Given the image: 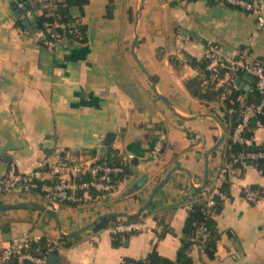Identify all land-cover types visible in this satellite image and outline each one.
Listing matches in <instances>:
<instances>
[{
  "label": "crops",
  "instance_id": "crops-1",
  "mask_svg": "<svg viewBox=\"0 0 264 264\" xmlns=\"http://www.w3.org/2000/svg\"><path fill=\"white\" fill-rule=\"evenodd\" d=\"M172 2L88 0L78 17L85 41L53 43L36 0H0V205L45 204L26 190L5 194L2 180L11 166L27 173L54 151L87 159L111 150L134 163L116 192L84 196L76 205L61 203L55 209L61 229L54 217L34 207L0 211V248L26 232L57 242L62 233L80 230L101 215L126 219L123 214L145 208L137 215L145 228L123 245H113L112 226L97 231L92 226L68 236L71 245H61L57 258L49 262L48 257L46 264H121L154 248L176 258L192 203L211 188L225 163V141L209 150L227 136L224 102L200 100L186 87L199 73L190 60L203 58L212 43L220 44L224 58H233L255 33L249 57L264 63V28L236 8L219 5L222 11L216 13L205 0ZM24 15L37 19L26 26ZM241 78L251 86L250 77ZM109 132L113 141L102 154ZM157 138L163 149L154 159L151 146ZM47 140L54 141L52 149L45 147ZM253 140L264 144V126L255 128ZM252 186L264 190L262 172L254 165L238 169L231 197L216 216L214 256L193 245L194 264H264V196L256 202L245 198L244 189Z\"/></svg>",
  "mask_w": 264,
  "mask_h": 264
},
{
  "label": "built area",
  "instance_id": "built-area-1",
  "mask_svg": "<svg viewBox=\"0 0 264 264\" xmlns=\"http://www.w3.org/2000/svg\"><path fill=\"white\" fill-rule=\"evenodd\" d=\"M36 1L44 10H48L50 15L54 16L53 22H47L48 38L51 42H61L64 39H71L75 42L85 41L86 32L81 29L82 24L79 18H75L73 21L63 20L59 12L63 0ZM216 1L218 5L236 8L254 15L257 28H264V0ZM59 28H63V32L59 31ZM254 35L255 33L249 38L248 45L233 58H224L218 43L210 44L205 54V57L210 60L208 66L210 70L217 72L219 68L226 69L222 77L214 74L212 78L217 82V87L223 86L227 93L241 89L237 84V70H242L255 77L256 88L262 95L260 103L248 104L245 95L238 97L241 106V119L234 130L233 139L241 142L245 140L243 133L249 127L250 120L264 112V63L259 58L249 57L250 43ZM257 124L261 126L260 121ZM162 149V140H158L152 151L154 159L160 157ZM258 156L264 157V152L241 153L234 161L225 163L219 169L211 186L210 195L207 197L208 207L215 204V196L225 201L229 199L222 187L238 170V168H234V162L239 159H255ZM123 173L124 167L122 165L112 164L102 156L70 159L62 152L54 151L48 157L40 160L27 173H21L14 166H11L2 180V188L5 194L17 193L22 190H35L37 194L43 197L46 206L56 209L62 201L78 203L84 196H91L90 192H95L99 196L116 192ZM243 192L244 197L251 202H256L262 197L260 190L251 187L245 188ZM144 228L145 226L141 222L120 223L113 228V231H140ZM205 231L206 229L203 228V240L206 239ZM40 238L31 232L12 238L6 246L0 248V264H7L14 256L17 257V264H46L48 257L53 254L57 242L54 241V244L49 246L44 256H36L29 251V248L33 242Z\"/></svg>",
  "mask_w": 264,
  "mask_h": 264
},
{
  "label": "trees",
  "instance_id": "trees-1",
  "mask_svg": "<svg viewBox=\"0 0 264 264\" xmlns=\"http://www.w3.org/2000/svg\"><path fill=\"white\" fill-rule=\"evenodd\" d=\"M172 4H177L182 0H172ZM194 1V0H186ZM211 6H217L218 2L216 0H205ZM88 0H63L60 7V13L64 21H73L75 18L71 13V8L77 6L82 12L84 5ZM111 12V6L109 8ZM40 21L53 22L54 16L50 15L48 10H44L43 14L40 16ZM81 29L86 31L84 25H81ZM59 31L63 32V28H59ZM244 48V47H243ZM242 48V49H243ZM241 49V50H242ZM191 64L196 67L199 71L198 75L186 81V87L190 93L203 101L210 102L215 100H222L225 104V116L223 118V123L226 126L227 136L224 143V157L225 163L234 161L241 153H261L264 152V144H258L253 140L254 130L257 126L258 121L261 122V126H264V112L259 114L257 117H253L250 120V125L243 133L244 141H237L233 139V133L240 122L241 119V106L238 100L240 95H245V100L248 104H258L261 101L262 95L256 88L255 77L243 72L242 70H237L238 77L248 76L251 79V89L249 91H244L243 89L234 90L232 93H227L226 89L221 86L217 87V82L213 80V75L217 74L218 77H222L225 73V68H219L217 72L210 70L208 68L210 60L205 56L201 59L191 58ZM158 138L154 140L151 150L154 148ZM103 158L108 160L112 164L122 165L124 167V173L120 177V181L127 175L132 173L134 168L133 161L124 162L120 156L109 150ZM224 163V164H225ZM254 165L257 167L264 175V157L258 156L255 159L246 158L244 160H237L234 162V168L244 170L245 166ZM231 179L224 183L222 189L227 194L228 198L231 197L230 194ZM252 189H257L261 191V196H264V190L259 186H252ZM31 193H37L35 190H26ZM200 198L194 201L191 205V209L188 217L186 218L185 225L183 228V234L181 237V245L177 251L176 258L170 259L166 256L161 255L155 248L149 252L146 256L135 259L126 257L121 262V264H194L192 257L190 256V250L193 245L200 246L210 257L214 256L215 253V243L219 237V231L216 222V216L222 211L225 200L220 197L215 196V204L211 207L207 205V197L210 195L211 188L208 186L203 189ZM91 195L96 196L95 192H90ZM244 195V192H243ZM81 200L80 202H82ZM78 203H71L68 201H62L63 204L76 205ZM140 216L134 218H118V217H107L100 220L93 226V230H101L112 226L113 228L120 223H131L137 222ZM205 228L206 239L203 240L202 229ZM138 232L137 230L117 232L112 233V243L115 247L123 245L132 234ZM164 234V233H163ZM162 234V235H163ZM69 237L66 235L60 236L57 240V244L53 253L57 252L61 245L68 247L71 245ZM54 241L50 240L47 236L43 235L38 241L31 244L29 251L36 256H44L50 245H53ZM1 252V250H0ZM7 264H17V257L14 256L10 259ZM33 264V263H29Z\"/></svg>",
  "mask_w": 264,
  "mask_h": 264
},
{
  "label": "water",
  "instance_id": "water-1",
  "mask_svg": "<svg viewBox=\"0 0 264 264\" xmlns=\"http://www.w3.org/2000/svg\"><path fill=\"white\" fill-rule=\"evenodd\" d=\"M18 10H20V9H18ZM220 11H222V7L219 6V5L215 6V12L218 13ZM71 13H72V15H73L74 18H78L80 16V9L77 6H73L71 8ZM22 19H23L24 25L30 26V25H32L34 23V21L37 19V17L34 15L33 18H29L26 15H24V16H22ZM136 43H137V38L134 40L133 48H135ZM135 58H136L137 62L140 64L142 70L148 76L149 80L152 83L153 88L156 90L157 88H156V83H155L154 78L149 73V71L145 67L144 63L138 58V56H137L136 53H135ZM237 84L244 91H249L251 89V86L249 84H246L244 82V80H242L241 77H238L237 78ZM161 97L164 100H166V98L164 96L161 95ZM113 136H114V134L112 132H109L107 134V136H106V138L104 140V143H103V145L100 148V152L102 154H105L107 148L111 145V143L113 141ZM225 139H226V133L223 134L221 136V138L210 148L209 154L212 153V152H214L218 148V146H220L225 141ZM53 145H54V141L53 140H47L46 143H45V147L46 148H51L52 149L53 148ZM207 164H208V160H207ZM171 173H172V171L169 172V174L167 175V177H166L165 180H163L162 182H160L159 186H161L170 177V174ZM208 178H209V170H208V167H207L206 168V171H205L203 186H205L207 184ZM28 206L37 208L39 210H42V211L46 212L47 214L51 215L52 217H54L57 220V222H58L59 228L61 229V223L59 221V218H58V215H57L55 209L49 208L45 204H42V203H39V202H36V201H26V202H17V203L2 204V205H0V211L14 209V208H18V207H28ZM144 209L145 208L140 209V211L138 213H136V214H123V215L126 216L127 218H133V217L137 216L139 213H141ZM118 215L119 214H117V213H110V214L101 215L98 218H96L91 224L85 226L84 228H82L80 230L73 231V232H70V233H65V234L62 233V234L63 235H66V236H69V237L75 236L78 233H80V232H82V231H84V230H86V229L94 226L97 222H99L100 220H102L104 218L112 217V216H118ZM56 258H57V254L53 253V254H51L49 256L48 261L49 262H53L54 259H56Z\"/></svg>",
  "mask_w": 264,
  "mask_h": 264
}]
</instances>
